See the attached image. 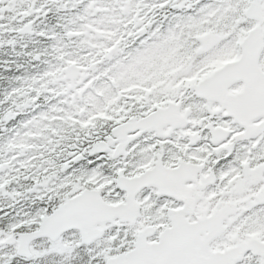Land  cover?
I'll list each match as a JSON object with an SVG mask.
<instances>
[{"label":"snow or ice","instance_id":"6c2138e0","mask_svg":"<svg viewBox=\"0 0 264 264\" xmlns=\"http://www.w3.org/2000/svg\"><path fill=\"white\" fill-rule=\"evenodd\" d=\"M0 264H264V0H0Z\"/></svg>","mask_w":264,"mask_h":264}]
</instances>
